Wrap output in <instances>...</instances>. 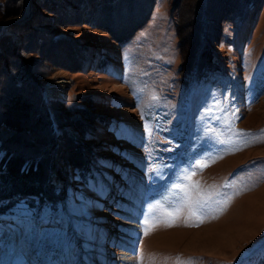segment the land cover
Instances as JSON below:
<instances>
[{
  "label": "rangeland",
  "instance_id": "374dc122",
  "mask_svg": "<svg viewBox=\"0 0 264 264\" xmlns=\"http://www.w3.org/2000/svg\"><path fill=\"white\" fill-rule=\"evenodd\" d=\"M96 1L0 0V264H264V0Z\"/></svg>",
  "mask_w": 264,
  "mask_h": 264
},
{
  "label": "trees",
  "instance_id": "16d2710c",
  "mask_svg": "<svg viewBox=\"0 0 264 264\" xmlns=\"http://www.w3.org/2000/svg\"><path fill=\"white\" fill-rule=\"evenodd\" d=\"M104 0L96 1L101 3ZM57 9V7H55ZM121 37V36H120ZM17 106V105H15ZM4 169H1L0 165V199L2 198H10L13 193H15V186L19 183L28 185L27 179L34 175V172L27 171L24 174L23 172H19V166L14 168V166L10 164L4 165ZM19 179V180H18Z\"/></svg>",
  "mask_w": 264,
  "mask_h": 264
},
{
  "label": "snow or ice",
  "instance_id": "6c2138e0",
  "mask_svg": "<svg viewBox=\"0 0 264 264\" xmlns=\"http://www.w3.org/2000/svg\"><path fill=\"white\" fill-rule=\"evenodd\" d=\"M203 166H207V165H198V167H203ZM188 179H190L191 177H187Z\"/></svg>",
  "mask_w": 264,
  "mask_h": 264
},
{
  "label": "bare ground",
  "instance_id": "6f19581e",
  "mask_svg": "<svg viewBox=\"0 0 264 264\" xmlns=\"http://www.w3.org/2000/svg\"><path fill=\"white\" fill-rule=\"evenodd\" d=\"M129 230H132V229H129Z\"/></svg>",
  "mask_w": 264,
  "mask_h": 264
}]
</instances>
